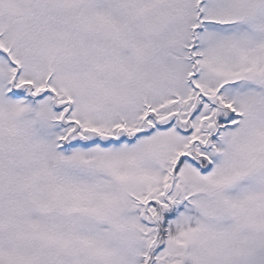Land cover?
Here are the masks:
<instances>
[{"label":"snow or ice","instance_id":"1","mask_svg":"<svg viewBox=\"0 0 264 264\" xmlns=\"http://www.w3.org/2000/svg\"><path fill=\"white\" fill-rule=\"evenodd\" d=\"M0 264H264V0H0Z\"/></svg>","mask_w":264,"mask_h":264}]
</instances>
